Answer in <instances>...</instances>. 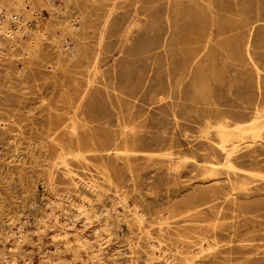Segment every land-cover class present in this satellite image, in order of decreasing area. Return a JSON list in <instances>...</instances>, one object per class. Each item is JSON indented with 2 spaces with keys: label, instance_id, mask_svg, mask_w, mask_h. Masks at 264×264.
<instances>
[{
  "label": "rangeland",
  "instance_id": "374dc122",
  "mask_svg": "<svg viewBox=\"0 0 264 264\" xmlns=\"http://www.w3.org/2000/svg\"><path fill=\"white\" fill-rule=\"evenodd\" d=\"M19 2L0 264H264V0Z\"/></svg>",
  "mask_w": 264,
  "mask_h": 264
},
{
  "label": "bare ground",
  "instance_id": "6f19581e",
  "mask_svg": "<svg viewBox=\"0 0 264 264\" xmlns=\"http://www.w3.org/2000/svg\"><path fill=\"white\" fill-rule=\"evenodd\" d=\"M18 2H19V0H18ZM19 3H21V2H19ZM18 3V4H19ZM11 10V9H10ZM13 11V10H12ZM17 11V10H16ZM3 13V12H2ZM9 15V14H8ZM1 27V26H0ZM4 27V26H3ZM6 36V35H5ZM10 37H11V35H10ZM257 119V117H253V118H250V120L249 121H247V122H245L244 124H247V123H249V122H251V121H254V120H256ZM238 125H242V124H238ZM237 126V125H236ZM66 130H68V129H66ZM73 130V129H72ZM77 136V135H76ZM72 137V136H71ZM70 140V139H69ZM79 141V140H78ZM81 142V141H80ZM79 142V143H80ZM78 143V144H79ZM81 145V144H80ZM77 146V145H76ZM217 154V153H216ZM78 155H80V154H78ZM77 155V156H78ZM215 155V154H214ZM79 157V156H78ZM171 158V157H170ZM211 159V158H210ZM61 163V162H60ZM198 163V162H197ZM215 164H216V162H215ZM224 164V163H223ZM210 166V165H209ZM219 166V165H218ZM57 168V167H56ZM216 168V167H215ZM218 168V167H217ZM209 171V170H208ZM213 171V170H212ZM215 171V170H214ZM207 175H209V174H207ZM238 176V175H237ZM231 178V177H230ZM215 179V178H214ZM233 181V180H232ZM236 181V180H235ZM239 181V180H238ZM238 185H240V184H238ZM242 185V184H241ZM235 186V185H234ZM246 186V185H245ZM230 187V186H229ZM239 187V186H238ZM87 190V189H86ZM247 191V190H246ZM122 192V191H121ZM225 193H226V191H225ZM229 193V192H228ZM232 193V192H231ZM219 194V193H218ZM216 195V194H215ZM221 195V194H220ZM229 197V196H228ZM83 198V197H82ZM227 198V197H226ZM228 199V198H227ZM86 201V200H85ZM120 202V201H119ZM121 204V203H120ZM234 204V203H233ZM87 206V205H86ZM78 209V208H77ZM127 212V211H126ZM142 213V212H141ZM80 214V213H79ZM96 216V215H95ZM140 216V215H139ZM140 218H142V217H140ZM139 218V219H140ZM119 221V220H118ZM125 223V222H124ZM156 228V227H155ZM42 233V232H41ZM215 233V232H214ZM79 236V235H78ZM219 238V237H218ZM142 240V239H141ZM191 242V241H190ZM213 242V241H212ZM215 242V241H214ZM213 242V243H214ZM82 243V242H81ZM153 243V242H152ZM50 244V243H49ZM197 245V244H196ZM253 245V244H252ZM190 246V245H189ZM189 246H187V247H189ZM198 246V245H197ZM211 246V245H210ZM250 246V245H249ZM201 247V246H200ZM255 247V246H254ZM261 247V246H260ZM74 248V247H73ZM72 248V249H73ZM78 248V247H77ZM211 248V247H210ZM75 249V248H74ZM86 249V248H85ZM84 249V250H85ZM201 249H203V246H202V248ZM233 250V249H232ZM259 250V249H258ZM257 250V251H258ZM91 251V250H90ZM243 251V250H242ZM245 251V250H244ZM255 251H256V249H255ZM205 252V251H204ZM215 253V252H214ZM252 253V252H251ZM175 254V253H174ZM189 254V253H188ZM245 254V253H244ZM243 255V254H242ZM252 255V254H251ZM157 256H158V254H157ZM130 257V256H129ZM173 257V256H172ZM187 259V258H186ZM190 259H193V257L192 258H190ZM246 259H247V257H246ZM249 259V258H248ZM258 259V258H257ZM193 262H194V260H193ZM259 262V261H258ZM193 264H195V263H193ZM256 264V263H255ZM260 264V263H259Z\"/></svg>",
  "mask_w": 264,
  "mask_h": 264
}]
</instances>
